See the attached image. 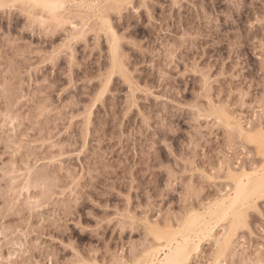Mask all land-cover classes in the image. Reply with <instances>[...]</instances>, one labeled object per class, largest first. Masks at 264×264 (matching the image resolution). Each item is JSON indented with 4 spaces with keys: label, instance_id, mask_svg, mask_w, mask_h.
Here are the masks:
<instances>
[{
    "label": "rangeland",
    "instance_id": "rangeland-1",
    "mask_svg": "<svg viewBox=\"0 0 264 264\" xmlns=\"http://www.w3.org/2000/svg\"><path fill=\"white\" fill-rule=\"evenodd\" d=\"M31 1L0 0V264H145L263 170L264 0ZM263 193L184 264H264Z\"/></svg>",
    "mask_w": 264,
    "mask_h": 264
},
{
    "label": "bare ground",
    "instance_id": "bare-ground-1",
    "mask_svg": "<svg viewBox=\"0 0 264 264\" xmlns=\"http://www.w3.org/2000/svg\"><path fill=\"white\" fill-rule=\"evenodd\" d=\"M58 1L59 0H32L31 2L37 4L36 6H41V9H46L47 13L50 12V14H52L51 12L59 10L62 7ZM233 180V189L228 195L216 202V204L213 205V209L209 207L210 210H207L208 212L206 213L204 212L205 214L195 215L184 225V228L182 227V229H180V231H176V233L170 231L164 235L165 237L163 238L162 244L155 248L148 249V251L145 252L143 263L184 264L188 258L190 259L189 256L194 252L193 250H197L198 241L195 242L194 239L199 240L200 236L208 238L213 237V227L211 228L212 224H210L211 221H226V218L230 217L231 219H228L232 220L231 222L234 224V222L244 217V209L251 205L254 195L257 193L259 195L264 189V168L259 173L257 171H252L250 174L235 177ZM233 224L231 223L232 226ZM217 241L220 240H215L216 243H218Z\"/></svg>",
    "mask_w": 264,
    "mask_h": 264
}]
</instances>
